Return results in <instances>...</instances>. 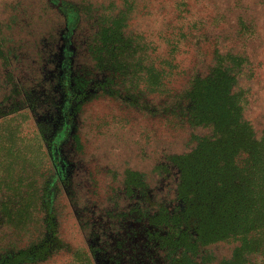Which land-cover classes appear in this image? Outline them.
<instances>
[{"label":"rangeland","instance_id":"374dc122","mask_svg":"<svg viewBox=\"0 0 264 264\" xmlns=\"http://www.w3.org/2000/svg\"><path fill=\"white\" fill-rule=\"evenodd\" d=\"M217 69L260 140L264 0H0V260L263 264L185 231L178 164L214 132L169 108Z\"/></svg>","mask_w":264,"mask_h":264},{"label":"trees","instance_id":"16d2710c","mask_svg":"<svg viewBox=\"0 0 264 264\" xmlns=\"http://www.w3.org/2000/svg\"><path fill=\"white\" fill-rule=\"evenodd\" d=\"M233 80L228 72L217 69L203 80L196 79L193 88L179 93V100L169 108L179 122L214 132L185 157L186 163L178 164L179 191L187 201L189 218L185 231L197 241L221 233L240 235L241 253H254L264 264V136L253 139L249 124L241 121ZM237 155L244 165L237 163ZM50 248L48 242L33 251L6 255L0 264L43 261L51 255Z\"/></svg>","mask_w":264,"mask_h":264}]
</instances>
